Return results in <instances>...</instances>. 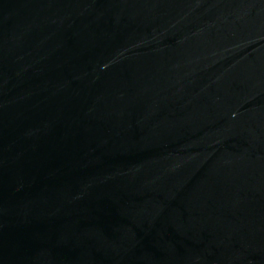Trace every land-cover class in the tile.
<instances>
[{
  "label": "water",
  "instance_id": "95a60500",
  "mask_svg": "<svg viewBox=\"0 0 264 264\" xmlns=\"http://www.w3.org/2000/svg\"><path fill=\"white\" fill-rule=\"evenodd\" d=\"M0 264H264V0H0Z\"/></svg>",
  "mask_w": 264,
  "mask_h": 264
}]
</instances>
